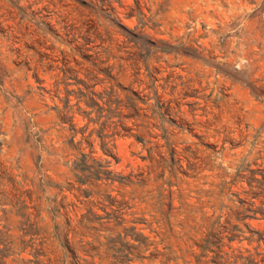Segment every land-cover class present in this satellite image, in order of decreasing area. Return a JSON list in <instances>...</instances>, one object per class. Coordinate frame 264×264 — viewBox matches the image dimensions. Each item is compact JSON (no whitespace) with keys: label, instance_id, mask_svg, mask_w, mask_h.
Wrapping results in <instances>:
<instances>
[{"label":"rangeland","instance_id":"1","mask_svg":"<svg viewBox=\"0 0 264 264\" xmlns=\"http://www.w3.org/2000/svg\"><path fill=\"white\" fill-rule=\"evenodd\" d=\"M0 264H264V0H0Z\"/></svg>","mask_w":264,"mask_h":264}]
</instances>
